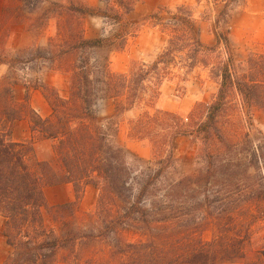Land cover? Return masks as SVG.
<instances>
[{
    "label": "trees",
    "instance_id": "1",
    "mask_svg": "<svg viewBox=\"0 0 264 264\" xmlns=\"http://www.w3.org/2000/svg\"><path fill=\"white\" fill-rule=\"evenodd\" d=\"M22 1L33 11L42 0ZM100 1L102 5L92 6L49 0L42 14L53 12L66 26L65 32L58 26V49H51V38L48 49L38 56L57 63L58 69L70 57L64 69L69 72L67 95L36 81L25 87L13 111L7 103L0 107V215L2 235L12 250L2 264H55L61 250L66 251L63 264H217L245 258L252 224L264 225V137L256 144L248 140L235 147L222 136L218 118L232 89L248 104L264 106V64L256 65L249 57L252 71L243 76H234L228 62L217 67L216 96L205 103V117L191 131L198 141L191 168L181 167L173 150L175 138L190 133L188 128L173 112L160 110L144 111L130 120L129 135L149 140L153 150L151 159L135 157L132 164L131 153L118 137L119 117L146 95L154 104L177 54L190 69L204 45L192 7L179 4L167 15L159 11L150 15L169 31L164 50L149 64L134 63L127 73L113 72L110 53L123 48L137 31L131 17L136 1ZM223 1L227 9L240 0ZM86 15L121 29L86 37L82 23ZM218 42L226 48L231 43L221 35ZM30 88L42 92L51 109L48 116L30 105ZM109 102L113 113L101 116ZM20 118L27 119L33 133L25 142L10 139L11 123ZM166 122V135L153 132L151 123ZM36 133L54 142L58 168L35 156ZM220 145L231 154L229 159L220 153ZM62 183L71 184L74 198L49 205L44 187ZM86 185L99 192L94 208L84 214L89 220H67L78 210ZM44 211L52 213L56 227L45 225ZM205 230L213 232L211 239L202 237ZM130 233L134 239L128 238ZM262 240L258 260L248 264H264V236ZM102 242L103 248L97 249L95 244Z\"/></svg>",
    "mask_w": 264,
    "mask_h": 264
},
{
    "label": "rangeland",
    "instance_id": "2",
    "mask_svg": "<svg viewBox=\"0 0 264 264\" xmlns=\"http://www.w3.org/2000/svg\"><path fill=\"white\" fill-rule=\"evenodd\" d=\"M54 1L65 4L74 2L92 6L102 5L100 0ZM135 1L131 17L137 25V31L128 36L123 48L110 53L109 67L113 72L127 73L134 63L149 64L158 53L164 50L169 31L164 30L150 15L158 11L161 15H167L168 10H173L179 4L192 7L204 47L201 54L197 56L198 63L190 69L185 67L180 61V54L179 57L177 54L176 63L170 65L159 85V95L154 104L148 103L146 95L144 101L119 117L118 137L131 153L129 161L132 164L136 163L135 157L142 160L151 159L153 155L151 142L147 139H135L129 135L130 120L136 119L144 111L150 114L158 110L173 112L190 132L187 135L177 136L173 142L174 155L178 158V163L184 169H189L198 148V141L194 139L195 135L191 131L195 123L204 119L205 103L209 104L216 96L219 86L217 67L222 62H228L234 76H243L248 71H252L247 62L249 57L256 65L264 64V56H260L264 54V0H240L236 4H230L227 9H225L226 3L223 0ZM0 2V58L4 59L0 63V107L7 103L10 105L8 106L10 111H13L15 104L23 99L25 87H31L36 81L52 84L58 89L60 95L66 96L69 87V72L64 69L70 65L68 62L70 57L67 56L66 61L59 64L62 68L58 69L57 63H51L38 56L48 49L51 38L54 39L51 49H58L61 38L58 37L57 32L58 26H63V19L58 18L53 12L42 15L49 6V0H42L33 11L23 6L22 0H0ZM5 7L7 10L4 12ZM82 23L86 37L106 35L110 31L113 32L115 28L116 31L121 29L119 25L105 24L99 16L86 15ZM65 29L66 26H63L64 32ZM219 35L230 40L228 48L222 42H218ZM256 70L258 71L259 68ZM30 100L37 112L44 115L40 109L41 101L33 95V91L30 94ZM49 110L51 111L50 106ZM112 113L113 106L109 102L107 109L101 111L100 115ZM218 120L222 136L227 143L235 147L244 146L248 140L256 144L264 137V106L256 107L248 104L242 100L235 89L228 92L225 106ZM2 124L6 127L10 125L8 120H4ZM168 126V122L151 123L153 132L163 135L167 134ZM22 127H18L19 134L24 130ZM34 137V140L42 139L37 133ZM53 144L54 142L50 139L37 143L35 156L50 161L55 168H58ZM220 153L228 156V159L231 155L224 147L220 149ZM249 172L252 173L253 169L250 168ZM44 194L49 205L60 204L74 198L72 186L69 183L45 186ZM98 194L97 189L86 185L79 200L78 210L74 215H68L67 220L81 223L85 221L86 223L89 219L84 214L94 208ZM43 215L47 227L58 225L53 220L52 213L44 211ZM3 222L4 218L0 215V264L12 251L2 235ZM251 229V238L245 247L246 257L234 262L219 261L217 264H248L258 260V252L264 236V225L262 222H255ZM212 236L211 230H205L202 233V237L206 240L211 239ZM128 238L134 239L135 236L130 233ZM95 245L97 249L103 248V242ZM65 253V250L59 251L55 264H63L61 258ZM96 254L100 256L101 251Z\"/></svg>",
    "mask_w": 264,
    "mask_h": 264
},
{
    "label": "crops",
    "instance_id": "3",
    "mask_svg": "<svg viewBox=\"0 0 264 264\" xmlns=\"http://www.w3.org/2000/svg\"><path fill=\"white\" fill-rule=\"evenodd\" d=\"M0 8H1V2H0ZM47 84H49V83H47ZM49 85H52V84H49ZM52 86H54V85H52ZM32 91H33V95L36 96L41 101V108L40 109L44 112L43 113L44 115H41V116L42 117L48 116L51 111L49 110L48 102L46 101L42 92H40L39 89L30 88V94L32 93ZM30 94H29V102H30V105L32 106L31 100H30ZM63 97H65V95ZM32 108L37 112L35 107L32 106ZM37 113L39 114V111ZM19 126H23L22 128L24 129L21 134H19L17 131ZM31 136H32V132L30 131L29 123L26 119H24V120L23 119H15L11 123V131H10V139L11 140L16 141V142H25V141L29 140L31 138ZM46 140L47 139H37V140L33 141L34 153H35V148H36L37 143L44 142ZM39 160H42V159H39Z\"/></svg>",
    "mask_w": 264,
    "mask_h": 264
}]
</instances>
